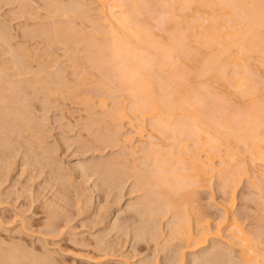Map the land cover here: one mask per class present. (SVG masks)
Segmentation results:
<instances>
[{"label": "rangeland", "instance_id": "374dc122", "mask_svg": "<svg viewBox=\"0 0 264 264\" xmlns=\"http://www.w3.org/2000/svg\"><path fill=\"white\" fill-rule=\"evenodd\" d=\"M71 1L75 6V0H0V264L13 260L17 264H245L242 246L230 235L233 217L261 251L259 264H263L264 181L260 188L250 178L236 180L235 185L216 169L200 184L194 183L196 187L190 185L195 192L190 198V189L173 191L174 195L170 191L171 196L170 188L160 184L163 180L149 179L156 173L144 156L149 139L156 136L154 140L168 149L163 148L166 156L176 148H167L170 140L163 144L159 135L152 134L149 117L144 118L142 136L128 121L123 130L115 128L112 114L123 108L129 113L135 96L117 60L103 63L95 48L85 47L88 38L101 39L104 32L97 1L83 0L91 9L85 8L88 13L76 4L78 15L82 11L85 15L65 16L63 7ZM149 1L144 0L137 19L164 37L169 17L154 6L155 0ZM261 53L249 61H255L250 69L256 75L255 86L263 84L264 98ZM231 64L233 71L236 66ZM37 72H43L59 92L47 95L36 89L33 82L41 78ZM53 82L62 85L56 88ZM15 87L23 89L22 98L16 99ZM228 104L214 105L215 120L240 110L237 102ZM10 110L24 114L35 135L23 125L20 129L17 120L11 122ZM193 140L186 143L194 151ZM263 163L256 161L251 173L262 176ZM168 196L174 197L171 207L177 208H168ZM231 200L228 220L225 205ZM177 212L185 223L175 230ZM206 222L220 235L202 247L199 226ZM188 228L195 234L193 241L186 237Z\"/></svg>", "mask_w": 264, "mask_h": 264}, {"label": "bare ground", "instance_id": "6f19581e", "mask_svg": "<svg viewBox=\"0 0 264 264\" xmlns=\"http://www.w3.org/2000/svg\"><path fill=\"white\" fill-rule=\"evenodd\" d=\"M96 1L98 11L104 17L101 23L104 32L107 24L109 29L105 33L99 31L102 35L101 39L94 36L88 38L85 47L95 48L93 50L97 53V59L103 63L112 59L117 60L118 68L136 99L129 113L123 108L115 115L112 114L111 119L115 120V128L118 131L123 130L126 127L125 121H128L130 126L137 128L135 134L142 136L145 127L144 118L149 117L153 121L152 134L159 135L163 144L165 140L167 142L170 140L167 148L168 146L172 149L176 148L173 152L169 149L170 153L167 151L166 156L163 154L166 153L163 151L166 146L163 147L157 142L158 140L155 141L156 136L153 135L152 139V134H148L151 140L149 139L150 144L144 156L152 161L156 169H154L155 175L152 174L153 177L148 178H156L157 183L165 181L159 183L162 185L164 183L170 188L166 192L171 191L173 195L184 188L185 193L190 189L188 197L192 192L195 193L194 183L200 184L216 169L226 180H233L235 185L238 184L236 180L240 182L243 178H250L252 184L260 188L264 181V169L260 170L263 172L262 176L251 171L256 167V161L264 162V98L260 93L263 84L261 87L255 86L256 75L250 69L255 61L249 60L255 59V55L259 52L264 54V0H155L154 6L163 8L166 11H163V14L167 13L169 17L168 32L161 38L148 27L149 25L137 19L144 0ZM74 2L75 6L71 1L73 4L68 5L69 8L63 7L65 16L70 13L78 15L81 10L85 13L87 12L85 8L88 10L90 8L83 0ZM76 4L82 9L77 8ZM189 10L192 12L190 13ZM93 22L95 26L96 20ZM104 22L107 24L105 25ZM81 41L78 43L81 44ZM14 53L13 56L17 57ZM232 62L236 66L233 71L230 70L234 67ZM40 72L36 75H40L41 78L37 83L33 82V86L38 85L36 89L39 87L47 95L58 93L59 89L53 90L50 86L51 80L49 83L45 80L43 72L39 74ZM60 85L62 84H58ZM58 86L56 85V88H59ZM215 86L217 89L219 87L220 91L216 92ZM16 88H12V92L15 90L16 99L22 98L23 89L16 91ZM2 100L5 101L6 96L2 97ZM231 100L240 104L237 108L240 110L236 109L237 112L231 116L233 120L229 114L228 116L223 114L226 118L215 120L213 114L215 112H212L216 107L214 105L224 102L230 105ZM18 110H15L17 111L15 114H13L14 110H10L11 122L18 121V125H23L24 129L30 130L35 135V130L33 131L32 126L28 124L29 120H25L24 114L19 113ZM238 112L241 113L240 118L235 116ZM180 133L185 134L188 140H195H193L196 142L194 151L187 149L188 140L183 139L184 136ZM36 138L41 141L38 136ZM135 152L132 150V153ZM232 163L236 166L230 169ZM190 185L194 187L190 188ZM231 187L233 189V185ZM172 194L168 195L172 196ZM171 196L165 201L168 208L171 207V200L175 202L171 199L174 197ZM225 206L228 219V214L233 212V200ZM173 207L178 206L175 207L174 204ZM175 215L180 217L178 212ZM183 219L185 217H180L175 230L184 227L180 226L185 223ZM232 219L233 227L230 235L238 239L242 246L245 264H259L261 251L250 242L237 219L235 217ZM208 224L206 222L199 226L198 244L202 247L206 246L212 236L220 235L219 230L213 231ZM185 234L189 241L195 235L190 228ZM262 261L264 264V254ZM6 264H17V261L13 260Z\"/></svg>", "mask_w": 264, "mask_h": 264}]
</instances>
